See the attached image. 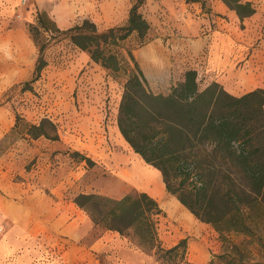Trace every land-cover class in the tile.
Instances as JSON below:
<instances>
[{
  "label": "rangeland",
  "instance_id": "1",
  "mask_svg": "<svg viewBox=\"0 0 264 264\" xmlns=\"http://www.w3.org/2000/svg\"><path fill=\"white\" fill-rule=\"evenodd\" d=\"M134 1L0 0V190L12 186L9 189L22 194L34 190L52 197L54 192L62 191L64 198L73 201L78 193L118 199L146 190L157 199L162 210L157 221L160 245L169 248L180 239H187L183 256L171 259V255H166L161 259L155 248H142L134 239L121 236L122 242L114 253L111 249L98 251L95 262L91 260L89 264H122V261L123 264H264L262 210L251 211L246 220L250 231H226L220 236L211 223L200 220L176 197V194L183 196L204 214L206 208L194 195L193 181L199 180L198 174L170 176L169 183L176 194L166 189L160 175L162 191H158L156 177L150 170L155 168L134 152L117 125L125 79L123 66L131 63L129 52L142 70L148 88L167 93L178 80L159 68L160 61L154 65L147 53L160 45L171 49L181 6L188 3L190 10L198 6V13L208 16L210 29L216 27V15L228 19L235 10L223 0H144L139 10L149 22V29L144 41L132 32L113 47L122 66L115 73L92 60L86 50L67 36L50 31L53 26L66 29L84 19L93 22L100 31L124 25ZM218 2L224 4L225 12L217 11ZM37 12L48 18L38 30L39 42H46L45 65L37 79L30 82L38 43L27 25L34 21ZM236 25L244 27L239 22ZM157 56L163 61L165 54L157 52ZM204 82L201 81L202 88L207 85ZM44 117L55 125L57 139L30 135L29 125ZM48 131L51 132L50 126ZM138 164L144 167L140 166L141 176L135 174L133 180L129 174ZM79 208L81 214L86 213ZM223 209L225 204L219 202L218 210ZM102 231L93 227L79 243L88 244ZM58 240L62 239L55 237V243ZM138 248L142 251L140 256L136 253ZM83 263L81 260L80 264Z\"/></svg>",
  "mask_w": 264,
  "mask_h": 264
},
{
  "label": "trees",
  "instance_id": "2",
  "mask_svg": "<svg viewBox=\"0 0 264 264\" xmlns=\"http://www.w3.org/2000/svg\"><path fill=\"white\" fill-rule=\"evenodd\" d=\"M143 2L132 3L124 25L100 31L93 22L84 19L66 29L53 26L50 31L67 36L86 50L92 60L115 73L122 66L113 47L132 32L144 41L149 29V22L139 10ZM223 2L240 18L255 11L249 0ZM46 19L45 13L37 12L34 21L27 25L38 43L30 82L37 79L45 65L46 42H39L38 30ZM128 54L131 63L123 66L125 79L117 114L122 136L134 152L159 171L172 194L176 191L169 183L170 176L198 174L199 180L193 181L194 195L206 208L204 214L183 196L176 194V197L200 220L211 223L220 236L226 231H250L246 220L251 217V211L257 208L264 213V89L258 87L235 96L216 81L202 88L197 71L187 69L183 80L175 83L169 92L156 93L148 88L137 61ZM28 131L32 137H58L55 125L45 117L29 125ZM74 202L86 211L95 227L132 238L142 248H155L158 258L171 255L172 259L185 254L186 238L169 248L160 245L157 221L162 210L157 200L145 191L118 199L78 193ZM219 202L226 209L218 210Z\"/></svg>",
  "mask_w": 264,
  "mask_h": 264
},
{
  "label": "crops",
  "instance_id": "3",
  "mask_svg": "<svg viewBox=\"0 0 264 264\" xmlns=\"http://www.w3.org/2000/svg\"><path fill=\"white\" fill-rule=\"evenodd\" d=\"M249 1L254 13L240 18L236 12H229L228 19L216 15L213 29L208 28V16L198 13V6L190 10L185 3L176 15L171 49L163 45L157 50L149 48L148 59L154 65L160 61L159 68L178 81L183 80L187 69H202V82L216 81L235 96L258 87L264 89V0ZM216 7L217 11H226L222 3ZM238 22L244 27L236 25ZM157 52H164L163 61ZM140 166L144 167L138 164L129 174L133 180L135 174L141 176ZM150 170L161 192V174L156 168ZM9 187L0 190V264H80L81 260L89 264L95 262L96 252L111 249L114 253L122 242L118 232L102 229L99 236L81 245L79 240L95 226L88 214H81L73 199L64 198L62 191L54 192L52 197L37 190L22 194ZM55 237L62 240L55 243ZM140 249L136 250L139 256Z\"/></svg>",
  "mask_w": 264,
  "mask_h": 264
},
{
  "label": "built area",
  "instance_id": "4",
  "mask_svg": "<svg viewBox=\"0 0 264 264\" xmlns=\"http://www.w3.org/2000/svg\"><path fill=\"white\" fill-rule=\"evenodd\" d=\"M196 71H197V78H198V80H202V77L204 76L203 75V73H204L203 70L202 69H198Z\"/></svg>",
  "mask_w": 264,
  "mask_h": 264
},
{
  "label": "bare ground",
  "instance_id": "5",
  "mask_svg": "<svg viewBox=\"0 0 264 264\" xmlns=\"http://www.w3.org/2000/svg\"><path fill=\"white\" fill-rule=\"evenodd\" d=\"M58 17V16H57ZM66 18V17H65ZM60 22V21H59ZM60 25V24H59Z\"/></svg>",
  "mask_w": 264,
  "mask_h": 264
}]
</instances>
